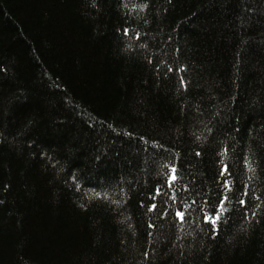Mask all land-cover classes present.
Here are the masks:
<instances>
[{
    "label": "trees",
    "instance_id": "obj_1",
    "mask_svg": "<svg viewBox=\"0 0 264 264\" xmlns=\"http://www.w3.org/2000/svg\"><path fill=\"white\" fill-rule=\"evenodd\" d=\"M0 264H264V0H0Z\"/></svg>",
    "mask_w": 264,
    "mask_h": 264
},
{
    "label": "snow or ice",
    "instance_id": "obj_2",
    "mask_svg": "<svg viewBox=\"0 0 264 264\" xmlns=\"http://www.w3.org/2000/svg\"><path fill=\"white\" fill-rule=\"evenodd\" d=\"M175 172V170L173 169V173ZM172 179L175 180V175L172 176ZM177 215H179L181 218H183V214L182 213H177ZM219 217L217 216L216 219H218ZM212 223H215V220H212Z\"/></svg>",
    "mask_w": 264,
    "mask_h": 264
}]
</instances>
